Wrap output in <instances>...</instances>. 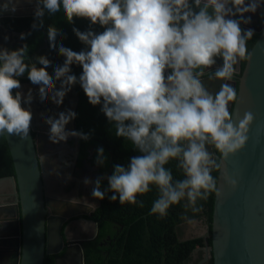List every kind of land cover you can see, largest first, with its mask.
I'll list each match as a JSON object with an SVG mask.
<instances>
[{
    "label": "clouds",
    "instance_id": "1",
    "mask_svg": "<svg viewBox=\"0 0 264 264\" xmlns=\"http://www.w3.org/2000/svg\"><path fill=\"white\" fill-rule=\"evenodd\" d=\"M21 2L4 0L0 15L15 13ZM262 7L264 0H37L34 30L44 27L46 12L54 15L62 10L69 24L75 18L90 21L89 30L73 27L87 48L76 52L65 47L57 38L66 37L50 25V48L65 57L62 66H55L53 78L47 70L52 62L44 55L32 60L27 43L15 50L0 47V136L28 139L31 132L35 97L32 89L26 96L20 91L18 77L27 73L29 81L39 85V100L47 103L50 98L58 106L79 83L91 105H102L115 136L131 141L141 153L130 157L127 166H114L113 173L104 177L107 190H101L98 177L92 196L103 200L110 191L111 201L143 208V200L137 197L154 185L159 195L152 203V214L165 217L181 201H186L185 209L200 213L203 206L198 201L221 194L212 175L221 163L209 147L215 148L221 160L229 159L245 147L255 120L248 111L238 123L234 121L229 105L238 104L239 97L229 81L241 61L252 59L247 41L254 29L242 28L251 23L245 14H255ZM97 24L102 32L91 29ZM25 36L22 33L20 38ZM218 59L222 64L215 67ZM74 64L82 67L79 77L72 74ZM206 70L209 80L224 81L215 95L203 83ZM54 80L60 82L59 89ZM57 115L41 113L50 126L51 143L90 138V134L66 130L77 117L75 111ZM41 159L47 157L41 155ZM106 159L104 149L98 148L96 164L103 166ZM170 161H177L182 179H174L166 167ZM230 182L237 187L236 180ZM84 183L93 181L85 178Z\"/></svg>",
    "mask_w": 264,
    "mask_h": 264
},
{
    "label": "water",
    "instance_id": "2",
    "mask_svg": "<svg viewBox=\"0 0 264 264\" xmlns=\"http://www.w3.org/2000/svg\"><path fill=\"white\" fill-rule=\"evenodd\" d=\"M3 3L4 0H0V4ZM36 6L37 0H22L15 13L5 12L0 15V20L33 17ZM260 10L255 14H245L251 17V23L242 25V28L254 29L253 36L259 34V38L250 51L252 59L247 61L238 78L239 103L234 104L232 111L237 123L248 111L253 113L255 120L250 126L245 147L227 160L219 157L221 167L217 187L221 194L215 195L212 245L196 249L193 253L195 259L199 251L205 252V260L213 259L214 264H264V24L258 29L256 26ZM2 34L18 36L20 41L22 33L17 34L0 25V37ZM239 74L240 63L234 77L237 78ZM203 83L215 95L224 81L209 80L207 77L203 78ZM21 85L22 92L32 89L34 94L38 89L32 83ZM72 92L76 99L77 113L79 95L73 89ZM23 106L27 107V104ZM33 112L41 114L38 109ZM39 118H33L35 122L32 120L28 139L15 135L4 136L13 160L15 176L1 178L0 188L13 191L15 216L8 219L9 229L0 234V251L10 252L7 256L9 264H45L47 256L60 254L55 264H71L76 251L82 256L83 263L81 240L69 238L65 229L68 221L90 216L101 203L96 198L98 205L93 206L85 201H72L69 195L55 198L49 193L50 182L44 180L50 177L57 166H61V161L54 164L48 162L45 152L47 146L53 143L49 141V131H43L38 124L41 121ZM73 127L77 131L76 118ZM74 138L78 142V137ZM209 151L214 153L211 147ZM41 155L47 157L46 161L41 159ZM233 179L237 181L235 188L230 182ZM91 181L93 189L95 182ZM0 193L4 195V190H0ZM5 205L0 204V212ZM87 222L96 225L95 235L86 239L93 240L98 235V224L90 220Z\"/></svg>",
    "mask_w": 264,
    "mask_h": 264
},
{
    "label": "trees",
    "instance_id": "3",
    "mask_svg": "<svg viewBox=\"0 0 264 264\" xmlns=\"http://www.w3.org/2000/svg\"><path fill=\"white\" fill-rule=\"evenodd\" d=\"M2 23L10 31L17 34L28 31L25 39L17 42L15 50L22 47L25 43L29 45V57L44 55L51 62L47 69L54 78V68L63 65L65 57L59 55L58 49L52 50L47 35V28L55 25L62 33L63 37L58 36V42L73 51L79 52L87 48L73 32V27L80 31L90 28V21L83 18H75L74 24H69L63 11L48 15L45 13L44 27L34 30L32 24L33 17L5 18ZM91 29L97 33L104 29L100 25H91ZM30 33V35H29ZM259 34L247 41V48L250 52ZM220 65L222 60H219ZM247 60L240 62V74L234 77L231 83L239 90V77L245 69ZM42 67V65H37ZM72 74L79 77L82 74V67L72 65ZM21 83L30 82L27 73L24 77H18ZM56 86L60 85L55 81ZM72 89L79 95V104L76 117L77 131L90 134V138L85 141L79 138L80 155L86 158L91 153L94 154L96 161L97 150L102 147L105 152L106 162L100 166L104 175L110 176L116 164L127 166L130 157L140 155L135 150L131 141L115 136V129L109 123L107 117L101 111L102 105L93 106L89 103L86 94L79 83ZM235 103L229 105L230 112L233 111ZM215 156L219 162L220 154L214 148ZM173 172L174 179H182V170L177 168V161H170L166 166ZM219 169H214L212 175L218 180ZM15 176L13 160L4 136H0V179ZM109 188L107 179L102 180L101 190ZM151 191L143 196H138V200H143L144 207L123 204L119 201H111L110 191L106 192L105 198L100 200L101 205L85 218L98 224V235L93 240L84 243V254L86 264H191L194 262L193 253L196 249L205 248L212 245V222L215 194H211L207 201H198V205L203 206L200 213H192L190 209L183 207L186 201H181L179 205H173L168 210L165 217L151 213L152 203L158 198V189L150 185ZM187 217L188 219H185ZM189 220H204L209 227V236L182 241L181 226ZM55 256H47L45 264H53ZM209 264H214L213 259Z\"/></svg>",
    "mask_w": 264,
    "mask_h": 264
},
{
    "label": "flooded vegetation",
    "instance_id": "4",
    "mask_svg": "<svg viewBox=\"0 0 264 264\" xmlns=\"http://www.w3.org/2000/svg\"><path fill=\"white\" fill-rule=\"evenodd\" d=\"M264 24V7L261 8L260 13L258 14V20L256 23L257 29L261 28V26ZM0 25L5 27L6 26L2 23V20H0ZM4 37H9V45L8 48L15 47L17 42L19 41V37L13 35H4ZM1 42V39H0ZM7 45V43H5ZM4 48H7L4 47ZM219 60H217V65L215 67H219L220 63ZM212 71L215 70V68L210 69ZM21 76V78H23ZM207 72L203 78H207ZM31 82H26L22 84H29ZM38 89L33 94L35 99L31 105L32 112L34 109H38L41 111V113H44L48 116H54L56 115L58 118V113L62 111H67L68 109H71L76 112V99L74 97V93L72 90L66 95L64 99V103L62 105H55L51 102V99L49 98L47 103L41 102L39 100L38 91H39V85H37ZM57 89L60 88V85L56 86ZM28 92V89H26L23 93L26 96ZM28 107V105H27ZM78 110V109H77ZM33 118L40 117L38 123L43 131L49 130V125L45 124L43 119L41 118V114L37 112H33ZM35 122V120H33ZM42 122V123H41ZM41 123V124H40ZM66 128L70 131H75L73 127V120L66 126ZM36 136V135H34ZM79 138L78 142L74 137H69L68 141L61 142L60 144H50L47 146V150L45 152V155L48 156V162L56 163L60 162V167H56L55 171L51 172L50 177H46L44 180L45 182H50L49 193H51L55 198L61 197L63 195L70 197V200L77 201V202H87L85 199L91 197L92 188L91 185H86L84 183L85 178H89L90 180H95L99 177L104 180L105 176L101 171V168L99 165L96 164L94 154L91 153L86 158H82L80 155V148H79ZM214 150V147H213ZM63 153V154H62ZM69 175L71 176V179H69ZM12 177V176H10ZM14 177V176H13ZM56 182V183H55ZM0 190H4V195L0 193V204L5 205L4 210L0 212V234L5 233L9 229V218H12L15 216V209L12 206L15 200V197H13V191H11L10 188H0ZM62 194V195H61ZM68 200V199H67ZM98 203V201H97ZM98 205V204H97ZM96 205V206H97ZM96 210V209H95ZM94 210V211H95ZM93 211V212H94ZM92 215V214H91ZM90 215V216H91ZM87 218L79 217L75 219H71L68 221V227H66L65 232L67 236L71 239H80L82 244L81 247L84 250V243L90 240H86L87 238H83V233H86L89 231V226H87L89 223L85 220ZM91 221V220H90ZM82 225V226H81ZM81 227V228H80ZM78 233L79 235H77ZM75 234V235H74ZM77 235V236H76ZM209 236V233L207 235H204L202 237ZM201 238V237H200ZM0 251V264H9L7 256L10 254V252ZM7 251H9V247L7 246ZM85 253V252H84ZM83 253V254H84ZM62 254L55 256L54 263H56V260L59 256ZM194 260V258H193ZM71 264H86L85 261V254H84V260L82 263V256L76 251L74 252V257L71 259ZM204 264H209L210 260L204 259Z\"/></svg>",
    "mask_w": 264,
    "mask_h": 264
},
{
    "label": "rangeland",
    "instance_id": "5",
    "mask_svg": "<svg viewBox=\"0 0 264 264\" xmlns=\"http://www.w3.org/2000/svg\"><path fill=\"white\" fill-rule=\"evenodd\" d=\"M0 39H1L0 47L4 48V47L7 46V49H9L8 48V45L10 43L9 42L10 41L9 37H8L7 40H5V36L4 37L1 36ZM5 43H7V45ZM85 200L89 204H91L93 206H96L98 204L97 203V199L92 196V193H91V197H89V198H87ZM191 221H194V222L193 223H189V221H186L181 226V232H182L181 239H182V241L196 239V238H199V237H202V236L208 234V225H207V223L204 220H191ZM90 225L92 226V230L90 229V231H88L86 233H83V235H82L83 238L92 237V236L95 235V233H96V225L89 223L87 226L90 227ZM76 234L79 235L78 233H76ZM206 255L207 254L205 252L199 251L196 254V258L194 259V262H192L191 264H204L203 261L206 258Z\"/></svg>",
    "mask_w": 264,
    "mask_h": 264
},
{
    "label": "crops",
    "instance_id": "6",
    "mask_svg": "<svg viewBox=\"0 0 264 264\" xmlns=\"http://www.w3.org/2000/svg\"><path fill=\"white\" fill-rule=\"evenodd\" d=\"M90 229L92 230V227L90 226ZM90 231V230H89Z\"/></svg>",
    "mask_w": 264,
    "mask_h": 264
},
{
    "label": "bare ground",
    "instance_id": "7",
    "mask_svg": "<svg viewBox=\"0 0 264 264\" xmlns=\"http://www.w3.org/2000/svg\"><path fill=\"white\" fill-rule=\"evenodd\" d=\"M47 131H49V130H47Z\"/></svg>",
    "mask_w": 264,
    "mask_h": 264
}]
</instances>
